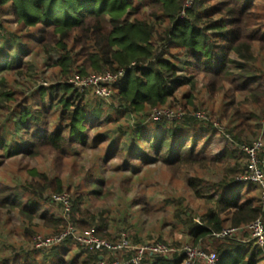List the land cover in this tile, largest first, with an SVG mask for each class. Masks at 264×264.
Here are the masks:
<instances>
[{"label": "trees", "instance_id": "obj_1", "mask_svg": "<svg viewBox=\"0 0 264 264\" xmlns=\"http://www.w3.org/2000/svg\"><path fill=\"white\" fill-rule=\"evenodd\" d=\"M193 1V7L182 17L185 0H0V13L8 10L10 22L15 25L10 28L0 18V110L8 113L0 120V151L10 158L36 156L42 149L64 153L75 144L87 147L86 131L89 125L101 126L105 100L97 98L95 102L99 104L85 103V94L73 87L71 79L126 69L125 78L114 87L113 97L120 107L106 116L107 125H115L99 133L94 141H111L107 155L110 159L126 156L143 165L162 161L177 169L222 166L220 170L225 175L211 188L201 190L197 183H191L198 196L214 199L216 206L201 216V223L191 218V224H182L189 228L194 245L210 242L219 256L218 264H257L262 253L259 247L243 253L244 243L210 239L212 233L228 226L244 227L264 218L260 185L240 181L250 167L239 158L241 146L209 157V144L221 135L212 123L191 112L173 121H155L151 113L175 100L179 88L195 86L201 77L209 81L212 93H218L228 82L234 90L247 94L244 103L262 102L264 0ZM40 54L46 60L42 66L36 59ZM27 56L31 59L25 60ZM182 61L185 75L179 74ZM40 71L52 72L49 87L40 85L35 92L18 88L19 78L34 79ZM46 94L50 96V107L56 102L62 108L52 131L41 127L49 111L44 101ZM38 97L44 105L33 114L29 103ZM188 101L191 103L190 98ZM124 118L127 125H118ZM248 120L252 118L244 123ZM201 141L203 148L199 150ZM29 175L32 179L24 184L0 179V208L18 210L31 223L40 219L52 234L74 226L80 231H93L103 239H114L111 233H104L103 215L99 218L86 206L92 196L102 195L100 181L91 182L87 191L79 186L69 214L58 216L50 211L56 206L63 208L54 196L70 193L71 188L65 189L59 177L51 178L36 169H31ZM212 187L216 197L209 195ZM26 237L31 239L30 234ZM73 241L70 238L63 243L62 253ZM204 248L210 251L209 246ZM84 252L88 255L81 264H96L107 254L88 249ZM182 261L183 255L176 253L173 260L158 257L149 263ZM65 263L61 260V264ZM0 264L36 261L18 256Z\"/></svg>", "mask_w": 264, "mask_h": 264}, {"label": "rangeland", "instance_id": "obj_2", "mask_svg": "<svg viewBox=\"0 0 264 264\" xmlns=\"http://www.w3.org/2000/svg\"><path fill=\"white\" fill-rule=\"evenodd\" d=\"M0 18L5 19L10 28L15 26L10 22L8 10L2 11ZM34 56L33 54L32 59ZM29 59L31 56L25 58V60ZM36 59L41 66L46 63L41 54ZM183 61L179 64L180 75L186 74ZM40 72L34 79L19 78L18 88L23 91L32 89L35 92L40 85L49 87L52 84V72ZM209 84L208 80L201 77L195 86L186 85L179 88L175 100H170L164 107L174 111L181 109L184 114L200 112L205 116V121L212 123L214 128L221 131V135L216 136L209 144L206 150L207 156H220L226 149L233 150L241 146L242 156L239 158L248 166L251 161L250 155L242 147L261 140L263 146L257 151L256 159L259 164L264 165V98L258 105L246 104L244 101L247 94L234 90L228 82H224L223 87H220L222 92L216 94L209 90ZM84 94L85 103H100V101L95 102L99 99L90 93L84 92ZM189 98L191 103L188 101ZM40 100V97L30 100L29 111L33 114L41 111V106L44 104ZM44 101L49 111L45 112V120L41 122V127L52 131L62 108L56 102L50 107V96L47 94ZM104 102L101 108L103 116L99 119L101 126L89 125L86 131L89 139L87 147L75 144L64 153L42 149L36 156L19 155L10 158L4 157L0 151V179L24 184L25 181L32 179L29 171L36 169L51 178L59 177L65 189L71 188L70 193L63 192L68 193L71 200L79 186L87 191L92 187L91 182L100 181L102 195L92 196L86 206L98 213L99 218L101 214L103 215V221L106 223L103 228L104 233H111L113 237L122 232L127 233L136 244L155 241L176 248L193 244L189 228L184 227L182 223L191 224V218L197 223L201 222V216L216 205L214 199L205 195L198 196L191 183H197V188L201 190L206 187L211 188L212 184L220 181L225 175L220 170L222 166L210 165L205 168L195 165V167L185 166L177 169L168 167L162 161L143 165L140 160L130 158L129 160L126 156L110 159L107 155L111 141L97 143L94 138L106 129L114 127L115 124L107 125L106 116L118 109L120 104L114 97ZM195 108L199 110L195 111ZM227 112H230L229 116L226 115ZM7 114L5 110H0V120ZM248 117L252 120L244 123ZM119 124L127 125V119H121ZM203 143L204 141L200 142L199 150L203 148ZM209 195L216 197L214 187ZM50 211H54L58 216H65L60 206ZM27 234L31 235V239H27ZM51 234L40 219H35L31 223L25 220L18 210L0 208L1 263L12 262L19 256L25 260L35 259L36 264H61V260L65 261V264H81L87 257L85 248L72 237L74 241L69 243V248L64 253H62L63 243L56 245L58 247L47 249L33 248L36 237H46ZM202 244L203 247L209 246V249L214 251L210 247V242L205 241ZM247 246L249 249L256 248L253 244H245V247ZM259 259V264H264L263 253L260 254Z\"/></svg>", "mask_w": 264, "mask_h": 264}, {"label": "built area", "instance_id": "obj_3", "mask_svg": "<svg viewBox=\"0 0 264 264\" xmlns=\"http://www.w3.org/2000/svg\"><path fill=\"white\" fill-rule=\"evenodd\" d=\"M193 0H185L182 17H186L188 10L193 7ZM126 69L117 71H105L103 73H93L88 76L76 75L71 79L73 87L84 93L88 92L95 98L110 100L114 96V87L126 76ZM184 112L180 109L174 111L169 107L156 108L151 113V119L159 121L162 118L168 120L181 119ZM195 116L205 119L202 113ZM263 142L258 140L252 145H244L242 149L250 155V167L248 172L240 178V181H254L258 183L263 191L264 201V168L256 159L257 151L261 149ZM264 166V165H263ZM68 193L56 194L54 200L62 205L64 215H68L71 209V199ZM201 223L200 221H198ZM74 238L86 250L107 252L96 264H151L158 257L174 259L176 253L183 255L181 264H218L219 256L215 251H208L203 247L202 242L198 245L187 244L181 248L171 247L161 242H147L144 244L133 243L127 233L117 234L114 239H101L94 232H78L73 226H69L64 232L55 233L48 236H38L33 242L36 250L47 249L66 242ZM226 238L236 240L245 244H253L262 249L264 254V218H259L244 227H226L221 232H214L210 239Z\"/></svg>", "mask_w": 264, "mask_h": 264}, {"label": "crops", "instance_id": "obj_4", "mask_svg": "<svg viewBox=\"0 0 264 264\" xmlns=\"http://www.w3.org/2000/svg\"><path fill=\"white\" fill-rule=\"evenodd\" d=\"M248 249H249V247H248V246H247V247H244V249H243V253L247 252V251H248ZM257 264H259V262H258Z\"/></svg>", "mask_w": 264, "mask_h": 264}]
</instances>
